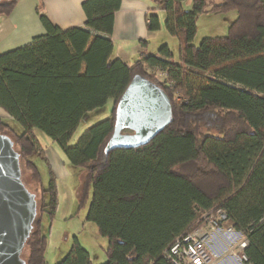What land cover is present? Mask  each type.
<instances>
[{
    "label": "trees",
    "instance_id": "obj_1",
    "mask_svg": "<svg viewBox=\"0 0 264 264\" xmlns=\"http://www.w3.org/2000/svg\"><path fill=\"white\" fill-rule=\"evenodd\" d=\"M18 1L0 2V15H10ZM152 1L162 5L166 30L179 41L178 61L169 45L156 55L142 52L133 64L114 59L122 0H85V28L62 30L39 11L46 34L0 55V108L22 127L17 133L0 119V132L13 140L41 190L22 254L26 264H46L43 218L51 219L58 207L53 171L45 189L31 160L44 152L36 130L85 171L80 203L91 191L87 220L108 240L104 264H178L181 257L172 249L184 245L205 215L218 218V211L226 216L219 225L245 238L246 263L264 264V0H192L189 11L186 0ZM232 10L238 17L226 37L194 45L199 16ZM161 27L151 10L148 30ZM136 75L165 91L172 122L146 146L105 154L117 104ZM110 100V117L69 147L84 116ZM57 264L94 263L76 238Z\"/></svg>",
    "mask_w": 264,
    "mask_h": 264
},
{
    "label": "rangeland",
    "instance_id": "obj_2",
    "mask_svg": "<svg viewBox=\"0 0 264 264\" xmlns=\"http://www.w3.org/2000/svg\"><path fill=\"white\" fill-rule=\"evenodd\" d=\"M161 8L162 5H156ZM184 8L189 11L192 8V0H186ZM238 13L236 10L220 13H205L197 20V34L194 45L199 46L205 38H222L229 33L230 26L236 21ZM163 45H169L174 54V59L178 61L179 41L177 37L171 36L162 21L161 29L148 42L146 53L156 55ZM137 58V57H136ZM132 61H135L132 60ZM150 74H154L158 81H163L164 77L159 70L150 68ZM114 101L110 100L102 109L89 112L84 116L80 125L74 132L69 147H74L85 135V133L96 124L108 119L113 109ZM17 133L22 132L19 123L11 119H5ZM40 140L44 152L41 157L35 152L31 156L39 169L41 185L48 188L52 179L50 169L55 175L56 194L58 207L54 216L50 219L47 215L43 218L44 232L48 235V246L46 252V264H57L71 250L75 239L91 255L94 264H104L107 261L108 240L100 235L95 223L87 220V214L91 203V191L85 203L81 204L83 198L86 173L77 166L71 164L58 143L52 142L44 133L35 131ZM5 132H0L4 134ZM17 150L19 148L17 147ZM22 179L27 188L35 193L40 203V184L32 180V171L26 166V160H21ZM49 195H45V200ZM218 218L213 219L211 215H205L203 222L191 234L189 241L203 247L201 252L203 264H247L242 252L246 246V240L242 233L228 227H221L220 222L226 220L223 212L218 211ZM39 215V211H38ZM231 234V236H230ZM230 236V237H229ZM187 244V243H185ZM189 244V242H188ZM183 247L181 245L180 249ZM182 254L183 249H181ZM183 260L192 264V260L185 255Z\"/></svg>",
    "mask_w": 264,
    "mask_h": 264
},
{
    "label": "water",
    "instance_id": "obj_3",
    "mask_svg": "<svg viewBox=\"0 0 264 264\" xmlns=\"http://www.w3.org/2000/svg\"><path fill=\"white\" fill-rule=\"evenodd\" d=\"M172 119V104L165 91L136 75L117 104L114 133L105 154L148 145ZM37 215L36 195L22 179L20 154L13 140L0 134V264H26L22 254Z\"/></svg>",
    "mask_w": 264,
    "mask_h": 264
},
{
    "label": "crops",
    "instance_id": "obj_4",
    "mask_svg": "<svg viewBox=\"0 0 264 264\" xmlns=\"http://www.w3.org/2000/svg\"><path fill=\"white\" fill-rule=\"evenodd\" d=\"M84 1L19 0L10 15H0V55L29 45L34 38L46 34L39 11L62 30L85 28ZM151 10L159 14L161 22H165L163 7L158 8L152 0H122L112 35L114 59L133 64L142 52L147 51L148 43L143 45L140 41L149 42L157 33H151L147 28V16ZM0 119L11 118L0 108Z\"/></svg>",
    "mask_w": 264,
    "mask_h": 264
},
{
    "label": "built area",
    "instance_id": "obj_5",
    "mask_svg": "<svg viewBox=\"0 0 264 264\" xmlns=\"http://www.w3.org/2000/svg\"><path fill=\"white\" fill-rule=\"evenodd\" d=\"M190 238H191V236L185 240V243H187V244L184 243L183 247L181 248V249H183L184 254H182V252H181L182 250L180 249V247H181L180 245H177L176 247H174L172 249V252L174 254H178L181 257L182 262H179L178 264H188L182 258L185 255H187L190 258V260H192V264H203L202 256L200 255L202 250H203V247L200 245H197L194 242L191 243L189 241ZM188 242H189V244H188Z\"/></svg>",
    "mask_w": 264,
    "mask_h": 264
},
{
    "label": "bare ground",
    "instance_id": "obj_6",
    "mask_svg": "<svg viewBox=\"0 0 264 264\" xmlns=\"http://www.w3.org/2000/svg\"><path fill=\"white\" fill-rule=\"evenodd\" d=\"M230 236H231V234H230ZM230 236H229V237H230Z\"/></svg>",
    "mask_w": 264,
    "mask_h": 264
}]
</instances>
